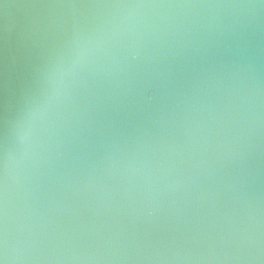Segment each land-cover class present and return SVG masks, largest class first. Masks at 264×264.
<instances>
[{
    "label": "water",
    "instance_id": "1",
    "mask_svg": "<svg viewBox=\"0 0 264 264\" xmlns=\"http://www.w3.org/2000/svg\"><path fill=\"white\" fill-rule=\"evenodd\" d=\"M0 257L264 264V0H0Z\"/></svg>",
    "mask_w": 264,
    "mask_h": 264
},
{
    "label": "snow or ice",
    "instance_id": "2",
    "mask_svg": "<svg viewBox=\"0 0 264 264\" xmlns=\"http://www.w3.org/2000/svg\"><path fill=\"white\" fill-rule=\"evenodd\" d=\"M0 264H5V261L2 257H0Z\"/></svg>",
    "mask_w": 264,
    "mask_h": 264
},
{
    "label": "clouds",
    "instance_id": "3",
    "mask_svg": "<svg viewBox=\"0 0 264 264\" xmlns=\"http://www.w3.org/2000/svg\"><path fill=\"white\" fill-rule=\"evenodd\" d=\"M133 59H135V56H133Z\"/></svg>",
    "mask_w": 264,
    "mask_h": 264
}]
</instances>
